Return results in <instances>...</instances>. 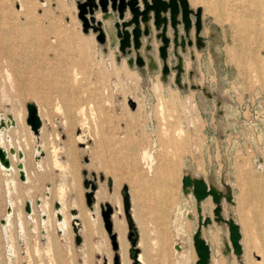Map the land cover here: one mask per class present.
I'll list each match as a JSON object with an SVG mask.
<instances>
[{
	"label": "rangeland",
	"instance_id": "obj_1",
	"mask_svg": "<svg viewBox=\"0 0 264 264\" xmlns=\"http://www.w3.org/2000/svg\"><path fill=\"white\" fill-rule=\"evenodd\" d=\"M160 2L0 0V23L24 29L25 56L70 60L65 73L58 65V83L44 79L35 97H17L8 82V95L0 93V117L15 114L27 127L26 105L36 106L47 148L34 165L49 155L45 168H26L28 181L0 170V224L8 201L14 207L10 227L0 225V264H123L117 238L114 248L104 229L107 204L115 237L112 215L124 222L128 264H259L264 0H184L185 18L181 0L174 15L170 0ZM110 105L119 130L100 137L95 120ZM85 181L96 186L91 207ZM40 198L52 202L51 214L57 202L68 217L76 210L79 243L71 223L61 230L54 217L40 225L49 214Z\"/></svg>",
	"mask_w": 264,
	"mask_h": 264
},
{
	"label": "bare ground",
	"instance_id": "obj_2",
	"mask_svg": "<svg viewBox=\"0 0 264 264\" xmlns=\"http://www.w3.org/2000/svg\"><path fill=\"white\" fill-rule=\"evenodd\" d=\"M19 8H20V5H19ZM23 31H24V29L19 24L6 25L5 23H0V72L3 73V75L0 76V93H6V95H8V87L6 85V82H8L10 84L11 88H13V90L15 91V95L17 97H19V96L21 97V95H26V94L32 95V96L35 97V94L37 93L38 87L40 86V84L42 83V81L44 79L48 80V82L58 83V79H57V76H56V69L58 68V65L60 63L63 65V71L62 72L65 73L68 70V66L70 64V60L68 58H65V59H62L59 62L58 59H56V57H54L53 60L55 62H53L51 60L52 59L51 58L50 61L48 60V62L46 64V63H41L36 57L32 58V57L25 56V49H24L25 46H24L23 37H22ZM35 38L37 39V36ZM11 39H14V41H15V45H13V46L10 45V40ZM48 59H49V57H48ZM43 69H45V71L48 70V72H50V75H49L50 77H47L44 74H42V70ZM71 108L72 107H70V109ZM105 108H106V110L105 109L102 110L103 112L101 114H99L97 120H95L96 124L94 126L99 129L100 137H101V135H105L106 134L108 137L112 138V137L117 135V131L119 130V118H118V114L116 112V109H115L114 105H112V106L110 105L109 107H105ZM80 113L83 114V108H81ZM1 117H4V116H1ZM12 117H13L14 120L16 119V115L15 114ZM5 118H6V115H5ZM16 122H17V125L15 127H13V126H12L13 128L5 127L2 131H0V146L4 147L6 149H8V147H13V148L16 149V151L20 150V151H22L24 153L25 163L23 161V165H24L25 174H26V168H31V167H35L36 169L45 168L46 164L48 165V162H49L48 161V156L49 155L44 160H40L38 158L39 160H37L35 165L33 163V159L35 157H37L34 154L40 152V150H45L47 148L46 144H45L44 137L41 134L40 130L38 132V135L36 137H33V134L30 133L28 127L24 124V118L23 117L21 119L20 118L17 119ZM83 123L87 125L88 129H90V124L86 120V118L83 121ZM18 124H19V126H18ZM184 140H186V139H184ZM70 146H69V148H70ZM69 148H68V157H67L68 165H70V162H71V159H72V156H73L72 155L73 153L70 150L71 148L70 149ZM128 150H130V149H128ZM147 152L148 151L144 150V152L141 153V161L144 163V165L146 167H148V170H150L148 172H151L152 167L149 166L147 164V161L143 159V157L147 154ZM26 155H28V158H26ZM9 159H10V163H11L10 168L9 169H5V168L0 166V170H2V172L6 173L7 175L12 174L11 179H12V182H13L14 179H15L14 176H16L18 174V170L16 169L15 165L13 164V161L16 160L17 157L16 156H10ZM51 162L53 163V165H59L58 164L59 162H58V160L56 158L51 160ZM132 164H133V162H132ZM7 179H9V178H7ZM25 180L28 181V177L27 176L25 177ZM159 182H161V181H159ZM61 188H60V190H61ZM63 192H64V190H63ZM112 199H113V201L115 203H119V198L117 197L116 194L113 195ZM40 200H41V204H43L44 207L49 211L48 216L45 219L43 218L39 222L40 225H42V226H44L45 224H51L52 219L54 217H56V215L58 213H60L61 219H57L56 220V225L61 230L64 229L63 227H68V225L70 223H72L74 217L77 218V216L68 217L67 213L63 210L64 207H63V204L61 202H60L61 208L58 209V210L55 209L54 212H52V214H51L50 211L52 210V202L49 203L45 198H40ZM8 204L11 207V213H9V214L5 213L6 217L4 216L5 219H4V222L2 224V228L4 230L6 228L10 227V225L12 223L11 215L14 213V207H12V205L10 204V201H8L7 205ZM13 205H14V203H13ZM78 205H79V207L81 209L80 201L78 202ZM91 206H88V207H91ZM31 207H32V211H33L34 210L33 205H31ZM40 207L41 206H39V209L41 210ZM119 211H120V208H118L117 212L119 213ZM17 212H18V210H17ZM159 212L155 216L156 221L158 219ZM19 213L20 212H18V215H19ZM89 214L91 215L92 213H89ZM21 216H23V214ZM21 216L18 218L19 219V224L21 225V227L25 231L24 223H23L24 220L21 219L24 216L23 217H21ZM92 216H93V214H92ZM141 216H142L141 214H138V220H139V218H141ZM112 219H113L114 229H116L117 233H118L116 238L118 240L117 242H119V252H120L121 261H122L123 264H128L127 263V245H126V242H125L124 236H123L124 222H123L122 219H120L118 217L117 214H113L112 215ZM75 224L78 227V224L76 222H75ZM49 229H50V227H49ZM64 230H66V229H64ZM20 231H22V229ZM140 242H142V240ZM8 250H10V249H8ZM148 252H149L148 244H144L142 253L139 256L141 262H143L145 260L146 261L148 260ZM259 252L261 254V256H260L261 259L259 261V264H264V243L261 244Z\"/></svg>",
	"mask_w": 264,
	"mask_h": 264
},
{
	"label": "water",
	"instance_id": "obj_3",
	"mask_svg": "<svg viewBox=\"0 0 264 264\" xmlns=\"http://www.w3.org/2000/svg\"><path fill=\"white\" fill-rule=\"evenodd\" d=\"M153 5L151 6L152 8L162 4L160 2V0H152ZM181 5H182V10H183V16L185 18V15L187 13V8H186V3L184 2V0H181ZM169 7H170V11H171V15H174L177 13L178 7L176 4V0H170L169 3ZM26 124L28 125L29 129L33 132L34 135H38L39 129L41 127V120L38 116V110L36 108V106L34 104H28L26 105ZM15 125V121L12 117V115L8 114L6 115V118L1 117L0 118V131H2L5 127H12ZM10 156H16L18 159V162L16 163V169L18 170V178L20 181H25V172H24V165L22 163V160L24 158V153L20 150L16 151L15 148L13 147H8V149L1 147L0 146V166L5 168V169H9L11 166L10 163ZM84 186L87 189L86 193H85V200H86V204L87 206H91L93 203V194L94 191L96 189V186L88 181L84 182ZM36 205L40 204V200L37 199L35 201ZM54 208L56 210H58L60 208V203H55L54 204ZM24 211L26 213H31L32 211V207H31V203L29 201L25 202L24 204ZM6 213H11V207L8 204L6 207ZM70 214L73 216H76V210L72 209L70 211ZM111 214H112V208L110 205H105L104 207H102L101 209V217H102V221L104 224V229L105 231L108 233V235L110 236V239L112 240V246L114 248H116V241H115V235L112 233V222H111ZM57 219H61V215L60 213H58L56 215ZM76 217H74L71 225H72V229L74 231V233L76 234V242L79 243L80 242V237L78 236V227L76 226L75 222H76ZM4 219H2L1 224H3ZM237 238V235L233 234V241L235 242Z\"/></svg>",
	"mask_w": 264,
	"mask_h": 264
}]
</instances>
